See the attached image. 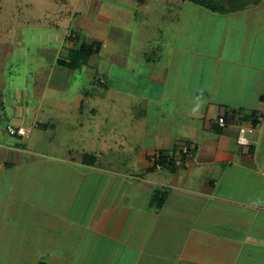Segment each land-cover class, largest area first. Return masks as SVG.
<instances>
[{
    "label": "crops",
    "instance_id": "0c3cea01",
    "mask_svg": "<svg viewBox=\"0 0 264 264\" xmlns=\"http://www.w3.org/2000/svg\"><path fill=\"white\" fill-rule=\"evenodd\" d=\"M263 2L223 13L176 2L195 15H212L195 23L190 16L187 26L194 24L199 34L175 35L168 51L161 44L154 51L173 59H147L145 75L136 76L150 111L137 120L142 128L133 132L135 144L126 151L118 145L126 153L118 164L101 163L102 149L58 161L92 181L82 207L62 217L54 213V221L67 222L66 232L57 233L61 248L42 254L41 264H264V32H247L248 19L236 18ZM215 19L222 23L214 26ZM101 39L77 35L67 48L98 42L101 51ZM55 64L64 70L51 71L49 86L73 72ZM83 103L79 97L80 109ZM2 108L0 101V119ZM17 113V119L28 116L27 108ZM254 121L250 145H239V129ZM21 146L0 143V171L17 165L26 151ZM159 153L165 161L156 168ZM87 154L96 157L93 163L83 161Z\"/></svg>",
    "mask_w": 264,
    "mask_h": 264
},
{
    "label": "rangeland",
    "instance_id": "374dc122",
    "mask_svg": "<svg viewBox=\"0 0 264 264\" xmlns=\"http://www.w3.org/2000/svg\"><path fill=\"white\" fill-rule=\"evenodd\" d=\"M177 1L0 0V143L26 145L17 165L0 171V264H41L42 254L61 248L55 237L65 231L67 222L52 217L77 210L92 180L79 179L58 161H78L82 154L100 155L102 149L101 163L116 164L126 154L121 150L135 144L133 132L142 128L137 120L150 111L138 95L146 89L136 79L145 75L147 59L161 58L166 64L173 56L154 50L162 44L168 51L175 35H198L194 24L187 26L190 18L195 23L212 15H195L191 6ZM236 3L240 8L256 4ZM98 15L109 20L100 21ZM240 17L248 19L247 32H264V2L236 16ZM70 29L81 39L104 36L102 49L88 65L66 72L64 81L49 86L51 71L61 69L56 60L68 52ZM79 97L84 99L81 109ZM19 107L27 108L28 116L14 117ZM9 126H22L29 133L19 139L8 134ZM91 209L90 204L87 210Z\"/></svg>",
    "mask_w": 264,
    "mask_h": 264
},
{
    "label": "trees",
    "instance_id": "16d2710c",
    "mask_svg": "<svg viewBox=\"0 0 264 264\" xmlns=\"http://www.w3.org/2000/svg\"><path fill=\"white\" fill-rule=\"evenodd\" d=\"M188 3H191L193 5L202 7L206 10H209L211 12L215 13H223L227 11H235V10H241L243 8H246L243 4L238 6L237 0H183ZM261 0H255V3L258 4ZM225 2V3H224ZM225 4H231L230 7H225ZM237 4V5H236ZM77 39V35H73L71 33L66 40L69 42H73ZM100 43L98 42H93L91 44H82L81 47L78 50H69L67 52V55L65 58H60L56 61V63L59 66H64L67 67L68 69L72 71L79 70L80 68L88 65L90 59L98 55L100 51ZM257 125V121H254L252 124V128H254ZM95 156L94 155H84L83 161L85 163H93L95 161ZM154 160V167L157 165L161 166V164L164 163L165 161V154L164 153H159L158 156L153 157Z\"/></svg>",
    "mask_w": 264,
    "mask_h": 264
},
{
    "label": "built area",
    "instance_id": "2783aa9c",
    "mask_svg": "<svg viewBox=\"0 0 264 264\" xmlns=\"http://www.w3.org/2000/svg\"><path fill=\"white\" fill-rule=\"evenodd\" d=\"M218 125L220 127H225V121L224 119H219L218 120ZM253 128L250 129H244L241 128L239 129V134H238V144L241 146H248L250 145V142L247 138L248 135L253 134ZM8 134L11 136H18V137H25L27 136L28 130L22 128V127H18V128H13L11 126H9L7 128ZM160 166L157 165L156 168H159Z\"/></svg>",
    "mask_w": 264,
    "mask_h": 264
}]
</instances>
